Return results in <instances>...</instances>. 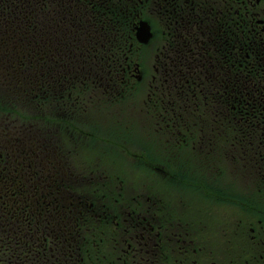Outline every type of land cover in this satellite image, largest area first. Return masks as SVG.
<instances>
[{"label": "flooded vegetation", "instance_id": "af4514ba", "mask_svg": "<svg viewBox=\"0 0 264 264\" xmlns=\"http://www.w3.org/2000/svg\"><path fill=\"white\" fill-rule=\"evenodd\" d=\"M115 12L122 14L123 29L113 33L109 13ZM43 13L46 22L37 44L41 70L28 66L26 74L31 101L40 92V104L49 105L42 108L43 121L27 134L42 145L38 153L31 147L13 149L18 138L0 135V155L2 147L5 155H72L56 141L63 135L73 142L91 137L90 124H83L88 111L116 105L117 115L125 113V129L129 114H139L140 120L148 113L159 120L166 110L172 168L145 162L159 171L163 183L152 198L145 188L114 187L119 194L113 202L95 205L75 186L73 192L49 183L50 176L42 183L24 182L23 167L3 175L2 166L12 162L0 161V264H88L83 249L93 218L114 224L112 235L109 229L101 239L108 245L99 248L101 264H264V0H43ZM140 21L151 27L147 45L136 40ZM119 42L125 51L122 64L111 48ZM152 47L159 67L150 80L141 53ZM169 79L179 89L178 107L131 101L140 84L159 89ZM102 88L122 91L123 102L110 101L113 95ZM58 94L56 113L52 105ZM173 120L186 122V133ZM8 126L1 125L0 134ZM155 141L163 146L160 138ZM228 161L234 166L233 182L240 184L227 189L234 186L240 193L219 186ZM195 189L201 194L190 192ZM172 190L168 201L166 192ZM213 199L221 204L215 218L207 209ZM235 207L238 215L226 218ZM243 208L252 216L251 228H245Z\"/></svg>", "mask_w": 264, "mask_h": 264}, {"label": "rangeland", "instance_id": "374dc122", "mask_svg": "<svg viewBox=\"0 0 264 264\" xmlns=\"http://www.w3.org/2000/svg\"><path fill=\"white\" fill-rule=\"evenodd\" d=\"M30 1L31 0H26L27 4H29ZM38 12L39 10H35L32 14L37 15ZM17 15V17H21L20 13ZM22 21H24V19H18V32L20 29L25 36L26 33H29L28 24L26 22L33 21ZM42 22L43 15L39 17L38 25ZM18 32H16V34L19 37L24 38V36ZM31 39H37V35H35L34 38H31L30 35L22 39V44H20L21 46H18L16 52L13 54L14 57L16 56V59L18 57L19 60L25 61L26 57L29 58L28 54H24V52L27 51L28 45L32 47V43H29ZM141 55H144V61L146 64H142L145 74L150 80H152L151 76L154 73V67H159L158 63L156 64L155 48L152 47L150 50H144L142 51ZM18 72L22 73L20 70ZM1 80L4 85V79ZM149 92H151V95L148 94ZM131 101L136 104H143L144 102L151 101L159 102L161 108L165 107L169 109V106L171 105L178 107L179 102L182 100L179 99V89L175 86L173 81L169 79V82L165 84V87H159V89L155 87L152 88L151 86L146 85V83L140 84L139 87L135 88V91L131 95ZM0 104H2L1 101ZM1 107L6 108L4 106ZM146 107H149V105H146ZM11 109L17 110L13 107ZM165 111L166 110L164 109L161 110V112L164 114L161 115L159 120L153 118L148 113H146V115L142 114L143 118H140V120L147 124L146 127H144L142 122L139 120V114L127 115L126 118L130 120V124L129 129H125L127 128L125 127V113H120V115H117L116 107L113 108V116L112 114H108L107 111L100 110L99 108L89 110L88 123L86 120H84L83 124H90V127L88 128L91 131V137L78 138L76 139L77 142L70 141L65 143V147H67L66 150L68 148L73 150L72 155H66V160L63 158L61 161L59 158L60 155H53V157L57 159L56 163L58 164L59 172L65 170V175L69 173L76 176L77 178L74 179L76 181L75 184H82L85 186L93 184V188H100L101 190L98 192L88 194L87 196L91 202H94L95 205L99 204L101 197H103V199L107 202H113V200L117 198L119 194L118 191H115L114 193L111 192L113 187H129L133 189L145 188L148 190V193L152 198L154 189L163 183L158 182L159 175L157 172L159 171H156L155 169L152 170L148 167V165H146V163L172 168V165L169 164L171 163L170 159L173 158V155L169 149L168 141L170 130L168 128V120H165L164 117L166 115ZM173 122L177 125L182 124L180 127L182 128V131L186 133V127L188 126L186 122L178 123L177 120H173ZM157 129L160 130L158 131ZM178 131L181 132L179 129ZM147 135L148 137H146ZM159 138L163 142V146L161 144L158 146L154 145V143H157L155 140ZM151 144H153L155 148H150ZM159 146L161 148L157 149ZM163 149H165V151L159 153V151ZM147 150L149 151L150 155L147 154ZM217 161L218 157L215 159L216 165ZM233 167V163L228 161L226 164V176L223 175L221 177L220 185L215 183H213V185L217 187L218 185L222 186L225 188L226 192L228 191L227 193L232 191L238 192L234 186L231 188L232 191L227 189V186H230V183H234V185L240 184L239 181L235 183L232 180L235 173H232ZM95 176L96 180L93 181ZM161 177L162 175L160 174V178ZM240 178L242 180L243 176ZM82 189L83 186H78V191H82ZM74 191L75 189H73V192ZM190 192L201 194L198 189L191 190ZM172 195L173 190L166 192L168 201L171 200ZM191 198L195 200L201 198V196L197 197L195 195H191ZM213 201L214 202L211 204L208 203L207 209L210 208L212 210L211 216L212 218H215L220 212L221 204L219 203V200L217 201L213 199ZM113 206L114 205L112 203L109 204V207L112 208ZM232 215H238L236 207L226 211V218H232ZM242 217L244 219V224H247L245 225V228H251L254 226L252 216L247 214L245 208L242 210ZM93 219L94 223L90 224L88 229L92 237L90 249L92 251L93 259L91 264H98L96 257L102 256L100 249L103 250L106 248L107 250L108 247L107 243H104L101 239L104 238V235H108V230L114 224L107 225V227H105L103 230L102 224H97L95 218ZM226 227H229V224H227ZM109 234L112 235V229H110Z\"/></svg>", "mask_w": 264, "mask_h": 264}, {"label": "trees", "instance_id": "16d2710c", "mask_svg": "<svg viewBox=\"0 0 264 264\" xmlns=\"http://www.w3.org/2000/svg\"><path fill=\"white\" fill-rule=\"evenodd\" d=\"M5 1V3H6V5H9L10 3H12L11 1H15V0H4ZM21 1H24V0H21ZM11 5V4H10ZM26 10H27V8H25ZM17 13H22L23 14V12H21V11H19V10H17L16 11ZM30 17V16H29ZM28 17V18H29ZM24 17H21V20L23 19ZM24 21H26V20H24ZM24 21H22V22H24ZM27 24H28V22H26ZM2 41H4V39L2 40Z\"/></svg>", "mask_w": 264, "mask_h": 264}]
</instances>
